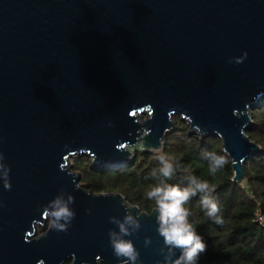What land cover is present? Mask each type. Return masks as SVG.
<instances>
[{
    "label": "water",
    "instance_id": "obj_1",
    "mask_svg": "<svg viewBox=\"0 0 264 264\" xmlns=\"http://www.w3.org/2000/svg\"><path fill=\"white\" fill-rule=\"evenodd\" d=\"M263 98L264 0H0V264H119L109 218L130 204L85 190L70 159L119 168L179 118L221 141L242 184ZM56 196L73 197L71 227L28 241ZM127 211L141 264H162L155 208Z\"/></svg>",
    "mask_w": 264,
    "mask_h": 264
},
{
    "label": "trees",
    "instance_id": "obj_2",
    "mask_svg": "<svg viewBox=\"0 0 264 264\" xmlns=\"http://www.w3.org/2000/svg\"><path fill=\"white\" fill-rule=\"evenodd\" d=\"M251 117L253 122L246 129V135L260 150L244 163L242 184L233 181L229 159L223 170L215 177L210 176L208 161L201 153L210 150L224 155L221 141L217 137L190 133L179 118H175V129L165 137L158 152H136L126 165L113 169H97L87 157L75 158L72 169L78 167L84 189L95 194L119 193L128 204L150 213L155 202L148 200L145 194L149 185L158 179L151 175L153 169L159 168L158 154L166 153L179 162L168 183L185 187L186 177L195 175L215 187L213 195L220 207L222 223H214L200 209L199 194L185 205L191 213L189 221L206 245L198 264H264V228L256 222L258 210L264 215V98L253 107Z\"/></svg>",
    "mask_w": 264,
    "mask_h": 264
},
{
    "label": "clouds",
    "instance_id": "obj_3",
    "mask_svg": "<svg viewBox=\"0 0 264 264\" xmlns=\"http://www.w3.org/2000/svg\"><path fill=\"white\" fill-rule=\"evenodd\" d=\"M247 57L245 52L241 57L236 58L237 63H242ZM201 155L207 159V170L210 176L223 170L228 163L227 154L220 155L215 151L203 150ZM2 158V154H0ZM159 168L153 169L151 175L158 177L155 184H151L146 192V198L155 202L156 213V231L163 239L164 247L161 248L163 254L162 264H198L199 255L205 251L206 245L196 228L189 221L190 210L185 205L191 198L199 194L198 205L204 214L213 220L214 223H222V216L219 215L220 207L217 199L213 195L214 185L208 180H202L195 175L186 177L188 183L185 187L168 183L174 176L179 162L175 161L166 153L160 152L157 156ZM6 189L10 185L5 183ZM73 197L69 196L67 200L63 196H56L49 201L46 211L52 230L57 232H67L71 227L72 221L76 215L70 205L73 203ZM3 203L0 202V207ZM126 214L122 220L110 217V222L115 223L118 231L109 230V244L113 250L119 264H141L139 260V251L134 247L131 239H126L137 232L141 225L139 222L140 213L134 218L127 209L131 205H124ZM145 246L151 243L150 238H145ZM167 252H164V249ZM179 250V255L176 252ZM160 264V262H158Z\"/></svg>",
    "mask_w": 264,
    "mask_h": 264
},
{
    "label": "flooded vegetation",
    "instance_id": "obj_4",
    "mask_svg": "<svg viewBox=\"0 0 264 264\" xmlns=\"http://www.w3.org/2000/svg\"><path fill=\"white\" fill-rule=\"evenodd\" d=\"M85 190H87V189H85ZM49 224H50L49 218L45 217L44 222L35 225L32 234H28L26 236V239L28 241H31L35 238H38L39 236H42L47 231V229L49 228ZM71 262L72 261L69 260V261L64 262L63 264H72Z\"/></svg>",
    "mask_w": 264,
    "mask_h": 264
},
{
    "label": "built area",
    "instance_id": "obj_5",
    "mask_svg": "<svg viewBox=\"0 0 264 264\" xmlns=\"http://www.w3.org/2000/svg\"><path fill=\"white\" fill-rule=\"evenodd\" d=\"M256 222L264 228V215L259 210L256 212Z\"/></svg>",
    "mask_w": 264,
    "mask_h": 264
},
{
    "label": "rangeland",
    "instance_id": "obj_6",
    "mask_svg": "<svg viewBox=\"0 0 264 264\" xmlns=\"http://www.w3.org/2000/svg\"><path fill=\"white\" fill-rule=\"evenodd\" d=\"M81 158H82V157L77 158V159L79 160V159H81ZM74 159H75V158H71V159H70V164L73 163ZM72 170L75 171V172H78V173H79V171H78V167H75V169H72Z\"/></svg>",
    "mask_w": 264,
    "mask_h": 264
}]
</instances>
